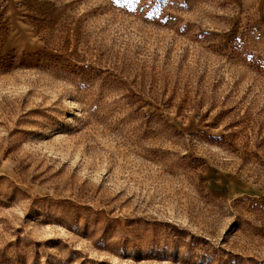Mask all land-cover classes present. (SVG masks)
Here are the masks:
<instances>
[{"label": "rangeland", "instance_id": "rangeland-1", "mask_svg": "<svg viewBox=\"0 0 264 264\" xmlns=\"http://www.w3.org/2000/svg\"><path fill=\"white\" fill-rule=\"evenodd\" d=\"M260 0H0V264H264Z\"/></svg>", "mask_w": 264, "mask_h": 264}, {"label": "crops", "instance_id": "crops-1", "mask_svg": "<svg viewBox=\"0 0 264 264\" xmlns=\"http://www.w3.org/2000/svg\"><path fill=\"white\" fill-rule=\"evenodd\" d=\"M261 1V7L264 9V0H260Z\"/></svg>", "mask_w": 264, "mask_h": 264}]
</instances>
